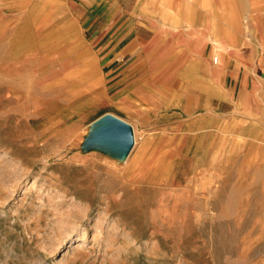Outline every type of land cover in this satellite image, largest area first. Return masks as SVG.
<instances>
[{"label":"rangeland","instance_id":"374dc122","mask_svg":"<svg viewBox=\"0 0 264 264\" xmlns=\"http://www.w3.org/2000/svg\"><path fill=\"white\" fill-rule=\"evenodd\" d=\"M263 33L264 0H0V65L28 39L59 82L47 97L25 65L19 106L0 85V264H264V103L244 80ZM34 96L77 106L49 128ZM106 116L135 135L125 162L88 145Z\"/></svg>","mask_w":264,"mask_h":264},{"label":"bare ground","instance_id":"6f19581e","mask_svg":"<svg viewBox=\"0 0 264 264\" xmlns=\"http://www.w3.org/2000/svg\"><path fill=\"white\" fill-rule=\"evenodd\" d=\"M221 1V0H220ZM144 2H146V1H144ZM143 3V2H142ZM219 3V2H218ZM139 10H141V9H139ZM168 14V15H167ZM166 15L167 16H171L169 13H167L166 12ZM170 27V29H171V31L172 32H177L178 31V29H180V27L178 26V25H176V24H172L171 26H169ZM188 27V26H187ZM183 30H185V32H187L186 30L187 29H184L183 28ZM184 32V31H183ZM22 35H23V32L21 33ZM20 33H19V36L21 35ZM19 38H21V40H24V38H25V36L24 37H19ZM19 38L17 37V41H19ZM23 38V39H22ZM13 40H14V38H13ZM10 41V40H9ZM15 41V40H14ZM14 41H13V44H14ZM16 41V42H17ZM22 42V43H21ZM19 41V44L17 43V45L15 46V50L14 51H12V59L10 60H8L6 57H3V63L0 65V74L1 75H3L2 77V80L4 81V82H2V83H0V85H7V86H9L10 88H11V92L14 90V89H16V88H18V90H15L14 91V95H15V99L17 100V103L18 104H16V105H23V100H22V98L24 97V95H23V89H24V85L27 83L26 81H25V75H27V71L26 70H24L25 69V65H29V67H31V63L32 64H38V66H41V68L39 69H36V70H34L33 72H32V76L34 77V78H36L37 80H38V83L40 84V88H41V85L43 86V84H44V87H42L41 88V90H40V93H44V92H46L45 94H46V96L48 97V92L49 93H51L52 91H54L53 89H55L54 87H56V86H58V83L59 82H57V81H54V80H51L49 83V86L48 85H46V78H45V74H46V72H47V69H46V67L48 66L47 65V57H43V58H45V62H43V64H39V63H36L35 61H30L29 62V58H28V56H26V54H23V52H22V50L23 49H25L24 47H29V46H26V43L28 42V39H27V41L25 42H23V41ZM12 44V45H13ZM10 45H11V43H10ZM15 45V44H14ZM29 45H30V43H29ZM32 45V44H31ZM13 47V46H12ZM54 47V46H53ZM36 48H37V46H36ZM29 49V48H28ZM221 49V48H220ZM10 50V49H9ZM26 50V49H25ZM30 50V49H29ZM39 50H40V48H39ZM43 50V49H42ZM219 51H221V50H219V49H215V52L217 53V52H219ZM31 52V51H30ZM44 52V51H43ZM26 53V52H25ZM28 53H29V51H28ZM41 53V52H40ZM50 54V53H49ZM42 55V54H41ZM51 61V60H50ZM92 61V60H91ZM13 64V67L14 68H12V69H9V66H10V64ZM5 65V68H6V72H2L1 71V66L2 65ZM46 66V67H45ZM43 67V68H42ZM49 68V67H48ZM57 71V70H56ZM156 73V72H155ZM53 74H54V72H53ZM98 75V74H97ZM37 76H38V78H37ZM87 76V75H86ZM77 78V77H76ZM80 78V77H79ZM83 79H84V77H83ZM83 79L82 78H80V79H78L77 78V80H79L82 84L83 83H89V82H91L90 80H88V78L86 77V79H87V81L86 80H84L83 81ZM71 80H73V78L71 79ZM70 80V81H71ZM76 80V81H77ZM73 82H75V77H74V81ZM93 83V85H95L94 83H97V82H91V84ZM63 84H65V83H63ZM82 84H80V86H79V84H77V85H75V84H73L72 82H71V85H70V88L71 89H80L81 87H83V85ZM60 85V84H59ZM82 85V86H81ZM90 85V84H89ZM2 86V88H7V87H3ZM54 86V87H53ZM64 86H66V84L64 85ZM91 86V85H90ZM86 87V86H85ZM69 88V89H70ZM87 89H89L88 87H86V90ZM94 91V90H93ZM93 91H92V93H93ZM96 92V91H95ZM91 93V92H90ZM89 93V94H90ZM95 95H96V93H95ZM44 98H43V96H39V97H35L34 96V98H32V99H30V103H32V102H36L37 103V105L35 106V108H34V110L33 111H30L31 112V115L33 116V115H39V114H41V115H44L45 113L49 116V119H47V123H48V125L50 126L49 128H54V127H56L57 125H55L56 124V122L57 123H59L61 120H60V117H61V115L63 114V112H65V110L67 111L68 110V108H72V107H75V106H77L76 105V103H70L69 102V104H67V103H61L60 101H58V100H50V102L48 103L49 105L51 104V106L49 107V106H47L46 107V109H44L45 107L43 106L44 105ZM86 100H87V102L86 103H88L89 102V100H88V98H86ZM85 103V104H86ZM84 103L83 102H80V105H83ZM88 106V105H87ZM16 113L18 114V113H20L19 115H21V116H28V112H21V111H16ZM47 118V117H46ZM45 118V119H46ZM59 121V122H58ZM63 121V120H62ZM51 130V129H50ZM70 130H72V129H70ZM51 134V133H50ZM46 135V134H45ZM44 135V136H45ZM53 135H55V134H53ZM47 141V140H46ZM66 141V143L67 144H65V145H63V147L61 148L62 150H65V148L66 147H68V146H70L71 147V149L73 148L74 149V147H76V145H77V142L79 141V136L77 135V134H75V133H73V134H71L68 138H67V140H65ZM133 145H136V139H135V135H134V137H133ZM133 145H132V147H133ZM152 152V151H151ZM154 154V153H153ZM153 154H152V156H153ZM123 156V155H122ZM129 156V152H128V154H126V155H124L123 156V160H124V162H125V160L127 159V157ZM166 157V156H165ZM148 158H150V157H148ZM153 158V157H152ZM155 159V158H154ZM150 160V159H149ZM172 160V159H171ZM154 161V160H153ZM153 161L151 162V163H153ZM163 161V160H162ZM162 161H160V163L159 164H157L156 166L155 165H153L152 164V167H151V176L149 177V181H153L154 179L156 180V178L161 174V175H163L164 173V169H163V164L161 163ZM131 162V161H130ZM150 163V164H151ZM155 163H157V162H155ZM154 163V164H155ZM21 165V164H20ZM140 166H141V164H140ZM151 166V165H150ZM149 166V167H150ZM146 169H147V167H146ZM172 169V168H171ZM213 169V168H212ZM173 170V169H172ZM150 171V170H149ZM168 172V171H167ZM2 173V172H1ZM171 174V173H170ZM169 174V175H170ZM167 175V174H166ZM165 175V176H166ZM174 175V174H173ZM211 175V174H210ZM166 178H168V177H166ZM165 178V179H166ZM186 178V177H185ZM214 179V178H213ZM200 180V179H199ZM203 180V179H202ZM201 180V181H202ZM211 180V179H210ZM184 181H185V179H184ZM200 181V182H201ZM204 181V180H203ZM192 182V181H191ZM206 182V181H205ZM213 182V181H212ZM132 183H133V181H132ZM214 183V182H213ZM213 183H211V184H213ZM199 184V183H198ZM202 184L204 185V184H206V183H204V182H202ZM201 183H200V185H202ZM203 185H202V187H203ZM207 186H209L208 184H206ZM206 185H204V187L206 186ZM197 186V185H196ZM216 186V185H215ZM197 187H199V186H197ZM196 187V188H197ZM203 187V188H204ZM210 187V186H209ZM208 187V188H209ZM206 188V187H205ZM216 188V187H215ZM202 189V188H201ZM197 190V189H196ZM62 195H63V198H66V196H67V194H66V192H63L62 193ZM88 205V204H87ZM87 205H86V207H87ZM206 205H207V203H206ZM85 212V211H84ZM104 212V211H103ZM200 212V211H199ZM83 214V213H82ZM199 216V215H198ZM84 217V216H83ZM68 221V220H67ZM69 222V221H68ZM70 222H71V220H70ZM66 223V222H65ZM72 223V222H71ZM64 224V223H63ZM61 228V227H60ZM85 237H84V235H82V239H84Z\"/></svg>","mask_w":264,"mask_h":264},{"label":"water","instance_id":"95a60500","mask_svg":"<svg viewBox=\"0 0 264 264\" xmlns=\"http://www.w3.org/2000/svg\"><path fill=\"white\" fill-rule=\"evenodd\" d=\"M90 146H100L109 149L111 153L120 156L117 153L128 154L133 145V132L129 125L117 118L106 116L101 119L88 141ZM122 156V157H123Z\"/></svg>","mask_w":264,"mask_h":264},{"label":"crops","instance_id":"0c3cea01","mask_svg":"<svg viewBox=\"0 0 264 264\" xmlns=\"http://www.w3.org/2000/svg\"><path fill=\"white\" fill-rule=\"evenodd\" d=\"M110 10V7L107 5V7H104V9ZM119 30V29H118ZM113 33V32H112ZM112 33H110L108 36L110 37L108 43H106L105 46H107V51L104 54L105 55V60L107 59L109 62L107 64L110 65V63H115L116 61L119 60V56L121 55L122 52V43L121 41H117L116 44L109 45L112 43L114 40L111 38ZM107 40V36H103L101 38ZM258 46H255V50H252V61L250 64V69H246V73L244 76V80L246 82L251 81V94L256 100H261L262 103H264V33L262 39L257 40ZM109 47V49H108ZM249 68V67H248ZM251 70V71H250ZM250 75V76H249ZM253 75V76H251ZM250 78L252 80H250Z\"/></svg>","mask_w":264,"mask_h":264},{"label":"built area","instance_id":"2783aa9c","mask_svg":"<svg viewBox=\"0 0 264 264\" xmlns=\"http://www.w3.org/2000/svg\"><path fill=\"white\" fill-rule=\"evenodd\" d=\"M218 60H219L218 57L214 56L213 57V64H217L218 63Z\"/></svg>","mask_w":264,"mask_h":264}]
</instances>
